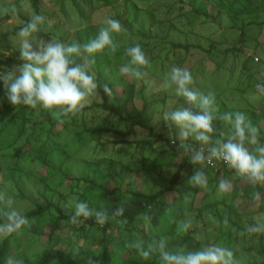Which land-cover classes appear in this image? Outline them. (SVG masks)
Masks as SVG:
<instances>
[{"label":"rangeland","instance_id":"374dc122","mask_svg":"<svg viewBox=\"0 0 264 264\" xmlns=\"http://www.w3.org/2000/svg\"><path fill=\"white\" fill-rule=\"evenodd\" d=\"M10 3H14L19 12L16 15H11V18L3 26H0V34L23 24L19 14L26 16L33 14L28 0H0V9ZM239 3L246 4L250 8H258L259 5L264 8V0H240ZM239 3H237V7L240 6ZM193 4L195 6L200 5L202 9H207L212 17L198 16L191 9ZM42 6L51 14V17L45 16V22L41 26V32L46 33V36L42 39L46 42H50L53 38L60 40L50 34L54 32L66 38L65 43L75 42L78 35L87 43L97 36L100 27L104 26L103 21L106 18L110 17L120 21L127 31L113 36L114 40L120 45L118 50L111 54L106 49L97 55V60L99 58L108 62L105 73L108 76V83L111 84L110 89L113 91V96L111 98L108 96L110 102L113 103L115 96L122 93L123 86L126 83L132 81L137 83L138 87L141 86L142 80L122 75L120 72L121 66L126 64L129 59L124 54L126 48L139 43L150 62V66L143 69L147 73L143 81L146 82L144 93L149 94L147 95L150 102L149 112L153 122L157 124L158 132L168 137L171 144H176L172 143L173 140L177 142L184 141L179 139V129L171 121L163 120V113L189 107L183 97L175 95L174 89L165 90L162 87L165 73L174 65L187 68L195 78L196 87L205 93L209 90L215 92L216 106L219 108L220 114L226 108L256 107L258 110L260 108L264 109V96H259L255 87L258 83H264V27L259 39L247 41L245 49L248 51L246 53H240L232 49L241 46L237 43L239 29L233 24L226 10L217 6L211 0H65L63 4L54 3L51 0H42ZM78 8L83 10V13H80L81 15ZM181 8H184V14L179 17L182 11ZM259 11L261 13L260 19H264V9ZM85 13H87V16H84ZM248 19L251 18H245V20ZM250 33L252 35L257 34L258 30L255 28ZM213 42L214 46L210 47ZM172 43L190 44L192 47L189 51L185 49L175 51L172 49ZM14 44L19 46V39L14 41ZM0 51L5 56L9 54L4 43H0ZM89 59L93 58L90 57ZM95 65L96 62L91 65V70L94 73H96ZM0 67L3 68V65L0 64ZM11 70L13 69L5 67V70H0V74H6ZM97 92L101 100L99 88H97ZM159 92L166 94L164 100L162 99L163 94L153 96ZM155 97L158 99H155ZM8 103L10 102L7 99L3 80H0V109L4 110ZM137 104L139 106L141 104L140 95L137 96ZM119 105V102H114V106ZM192 110L199 112V109L196 108ZM213 123L218 124L219 119H215ZM0 124L1 127L4 125V131L7 130L10 135H8L9 143L15 135L17 125L3 123L1 118ZM95 126V123L90 124V128ZM58 129L62 130L61 126ZM80 129L72 126L68 130H63L61 135L55 136L53 142L50 141L48 145L50 147L54 145L57 151L48 154L44 152L45 145L42 143L45 136L38 142L34 140L38 135L37 133H40V130L37 129L32 137V144L35 147L43 148V154L41 157H37L36 151L32 150L29 156L27 155L24 160L20 161L19 166L21 169L23 168L22 170L15 169V165L10 160L9 154L12 147H7L8 143L6 147L0 146V191H6L8 195L13 197L15 201L13 207L22 215L35 207L36 203H45L46 200L59 204L70 214L73 212L72 198L75 196L82 201L80 190L84 184L83 182L77 186L69 182L64 183L56 189L48 184V179L52 177L58 179L56 177L58 176V169L68 156L64 151L66 145L70 143L74 149L80 147L77 139L72 140L74 133L80 131ZM225 129L229 130L226 127ZM30 132L31 129L28 130V133ZM146 136V132L138 129L137 135L128 136L127 139L138 140L144 139ZM95 138L84 143L81 151L70 156L67 160L69 169L66 165L64 166L67 167L65 169L66 173L75 177H95L104 185L108 184L110 187L118 185L126 191L142 189L144 192H154L160 189L166 179L170 178L183 158L182 155H177L174 157L171 166L153 171L135 172L127 167H129L131 157L137 158L138 155H133V146L127 144L118 148V152L122 150V155L118 161H115L114 165L108 168V161L96 163L98 154L103 157L107 153L102 148H98L96 144L99 140L109 142L118 137L106 134L99 140L97 136ZM88 139L89 136H86L84 141ZM111 150L112 146L110 145L108 152ZM43 158L50 167L43 164ZM192 166L194 165L192 164ZM195 166L200 167L199 165ZM214 175L213 171L211 176ZM191 190H193V187H191ZM183 192L185 195L188 194L186 191ZM204 192L200 190L193 199V191H189V194H191L190 201L185 203L184 200V208H189L191 201L194 200V211L188 212L193 219L192 230L188 233H180L177 231L176 225L173 232L168 234L166 232L169 230L170 224L168 222L163 223L160 227H152L148 230L147 235L151 238L149 241L159 240L163 237L168 241V250L178 251L182 248L185 254L195 253L211 244H220L232 249L240 264H254L264 260V236L256 235L253 238V234H248L245 230H237L229 221V226L225 228L224 219L221 218V216H231L232 220L237 221L245 228L246 225L254 224L255 218L264 215V211L254 212L258 202L250 203L248 200L240 199V197L235 199L234 203L239 208V214L231 212L229 206L220 202L205 207L203 209L204 216L201 213L202 218H200L195 214L200 213L198 210L202 207L204 201L207 203L214 200L213 198L222 197V194L218 196L216 193L210 198L203 199ZM3 207L4 205L0 204V208ZM183 219H185V216L180 220ZM32 222L31 228H23L22 234L15 238L14 246L20 244L22 246L21 249L18 247V250L13 251V255L17 259H22L23 256L34 258L31 255L45 248L48 241L47 233L51 228L48 215L36 221L32 220ZM233 229H236V231H233ZM58 232L60 241L58 246L63 247L67 245V239L70 238L75 246L98 249L104 238V232L101 228H82L65 222L61 223V229ZM240 232H244V235H240ZM196 233L199 234V239H195ZM107 234L113 235L109 245L113 254L112 264H123V258L129 251H132L133 258L124 264H148L152 260L154 264L162 263L159 258L155 260L157 254H153L148 260L139 257L134 248L128 247L132 242L125 235L123 229L111 227ZM231 235L232 237H229ZM140 239L142 240V235L135 241ZM124 244L127 248H124Z\"/></svg>","mask_w":264,"mask_h":264},{"label":"trees","instance_id":"16d2710c","mask_svg":"<svg viewBox=\"0 0 264 264\" xmlns=\"http://www.w3.org/2000/svg\"><path fill=\"white\" fill-rule=\"evenodd\" d=\"M64 1L65 0H51V2L61 4H63ZM211 1L222 9H225L232 19L233 24L239 29L237 43L241 46L237 48L234 47L232 49H235L240 53H246L248 51L245 49L247 41L251 39H259L260 35L262 34L264 19H260L261 13L259 10H263V6L259 5L258 8H250V6L246 4H240V0ZM28 2L30 4L32 13L40 14L44 17H51V14H49L42 6V0H28ZM237 3H239L240 6L237 7ZM181 9L182 11L180 12L179 17L180 15L184 14V8ZM191 9L197 13L198 16L204 15L206 17H212L211 13L207 11V9H202L200 5L195 6L193 4ZM78 11L79 14L83 13V10L79 8ZM11 15V13L6 15L0 14V26H3L9 20ZM19 16L22 18L23 24L0 34V43L5 44V49L9 53L7 56H5L4 53L0 51V64L3 65V68L0 67V70H5V67L15 69L25 63V61L21 59L20 47L16 46L14 41L19 39L17 33L19 32L20 28L26 22H28L30 16L22 14H19ZM84 16H87V13H85ZM245 18L251 19L245 20ZM255 28L258 30V33L252 35L250 31ZM50 34L60 39L62 42L67 40L63 36H59L54 32ZM37 36L38 38H42L46 36V33L39 32ZM84 41L85 40L80 35H78V39L75 42L84 44ZM258 44L260 45V43ZM213 46L214 42L211 43L210 47ZM191 47L192 45L190 44L183 45L180 43H172V49L175 51H180L182 49L189 51ZM97 55H99V53L94 57L96 62L95 76L101 94V101L97 100V98H94L90 105L87 106L81 114L74 117H64L62 118L63 122H61V120L56 119V116L53 114V112L43 109H31L30 107L24 105L14 106L11 103H8L4 110L0 109V118L2 119L3 123H12L17 125L15 135L8 143V138L10 135L7 130L4 131V125L1 127L0 124V146L2 145V147H6V144L8 143L7 147H12L9 157L11 158L10 160L13 162V165H15V169L19 170L23 169H21L19 166L20 161L24 160L27 155L29 156V153L32 150L36 151L37 157H41L43 154V148L35 147L32 144V137L37 129L40 130V133H37L38 135L34 140H36L35 142H38L42 140L43 136H45V139L42 141V143L45 145L44 152L48 154L57 151V148L54 145L51 147L48 145L50 141L53 142L55 136L61 135L63 130H68V128L72 126L76 129L81 128L80 131L74 133L72 138V140H78L80 147L74 149L71 147L70 143V146L66 145L64 151L68 156L67 159L63 161V165L58 169V176H56L58 179H54L55 177H52L48 179V184L52 186L53 189H56L64 183L69 182L77 186L83 182L84 184L81 186L82 188L80 190L82 201L87 202L90 208L97 210H100L101 208L106 209L109 215V220L104 226L96 224L94 218L84 221L80 226L82 228L97 227L103 230V243L98 249H89L83 246H75L73 240L70 238L67 239V245L63 247L58 246L60 242L58 231L61 229L62 222H65L66 224L70 223L69 217L72 213L68 214L64 208L52 201L46 200L45 203H36L35 207L23 215L27 216L30 221H36L41 217L48 215V218L51 221V228L47 233L48 241L45 244V248L32 254L31 256L34 258L23 256L21 260H23L24 264H87L88 257H92L95 261V264H112L113 254L109 245L113 235L107 234L111 227L123 229L130 242L135 241V239L142 235V240L145 242L144 244L147 245L151 239L147 235L150 228L160 227L163 223L168 222L170 224V228L166 233L171 234L177 225V222L184 217L185 210L188 212L194 211V200L191 201L192 203L189 208H184L185 194L183 191L188 192V194L189 191H193V199H195L194 197H196L198 192L202 190L205 191L203 199L210 198L218 192V184L221 179H227L232 182L231 191L222 194V197L220 198H213L214 200L210 202L208 201L207 203L206 201L202 200L204 202L201 205L202 207H200L198 210L200 213H196V216L198 215L200 218H202L201 213L204 216L203 209L205 207L218 204L220 202L229 206L231 212L233 211L238 213L239 208L234 203L235 199L240 197V199L248 200L250 203H255L256 201L253 200L254 191L260 192V200L258 201V206L254 212L264 211V188L257 186L254 189L247 182L241 180L240 178H235L234 171L228 168L212 169L209 166L204 165V170L208 177L207 188L200 189L192 186L190 183V178L194 175L196 169L199 168H197L195 165L192 166V163L190 162V153L180 149L179 144L181 142H177L175 140L176 144H171V140H169L168 137L158 132L157 124L153 122V118L149 112L150 102L147 99V95L149 94L144 93L146 82L144 83L142 80L140 87L137 86V83L132 81L126 83L123 86L122 93L118 96H115L113 103L110 102L108 95L103 90L105 84L111 88V84H109L107 81L108 76L105 73V68L108 65V62L100 60L99 58L97 60ZM121 78L124 79L122 76ZM160 94H163L162 99L164 100L166 98V94L164 92H159L153 96ZM138 95H140L141 98L140 106L137 104ZM155 99L158 98L155 97ZM114 102H119L120 105L114 106ZM235 111L243 112L248 117H250L252 123L260 129V142L264 144V119L262 120V118H264V109L260 108V110H258L256 107H250L244 110L226 108L224 112ZM224 112L222 111L221 114ZM94 123L96 126L90 128V124ZM59 126H61L62 130L58 129ZM213 127V142L215 139L220 138L221 132L225 133V137L223 139H226V133L231 131V126L221 120H219L218 124L213 123ZM225 127L229 130H226ZM29 129H31L30 133H28ZM138 129L146 132V138L138 140L127 139L128 136L137 135ZM106 134H111L113 137L117 136L118 138L109 142H101L99 139ZM86 136H89V139L84 141ZM96 136L99 140L96 144L98 148H102L103 151L107 152L103 157L98 154L96 163L108 161V168L114 165L115 161L120 159L122 150H119L118 152V148H121L123 145L127 144L133 146V155H138L137 158L133 156L131 157L130 164L128 165L129 167H127L129 170L131 169L135 172L153 171L162 167L171 166L173 164L174 157L177 155H182L183 158L170 178L166 179L160 189L154 192H144L142 189L126 191L118 185L112 187H110L108 184L104 185L95 177H75L66 173L65 169L69 166L67 165V160L70 158V156L75 152L81 151L83 148L82 145L90 140L96 139ZM19 141L21 142L17 144ZM184 143H189L191 145L199 144L194 140V138L191 137L187 141H184ZM110 145L112 146V150L108 152ZM155 145H159V147H155ZM42 162L43 164L50 167L45 158L42 159ZM65 165L67 167H64ZM101 169L103 168L101 167ZM222 169H224V171L221 175ZM213 171L215 175L212 177L211 175ZM191 187H193V190H191ZM119 206H123L125 208L124 215L113 218L112 213ZM221 218H227L231 225L237 230H245V228L238 224L237 221L232 220L231 216H221ZM125 219L127 220L126 224H120L116 222L118 220ZM2 222L3 220L0 219V223ZM256 235L260 234H253V238ZM17 236L18 235L13 234L12 236L0 241V264H5L6 257L13 255L14 250H18L19 248L21 249V244L14 246L15 238ZM260 236L263 237L264 235ZM229 237H232V235ZM76 247H79V255L73 257V249ZM124 248H127L125 244ZM132 258V251H129L123 258V264L128 260L131 261ZM157 258L159 257L156 256L155 260H157ZM150 263L154 264L153 260ZM254 264H264V260Z\"/></svg>","mask_w":264,"mask_h":264},{"label":"clouds","instance_id":"9594fccd","mask_svg":"<svg viewBox=\"0 0 264 264\" xmlns=\"http://www.w3.org/2000/svg\"><path fill=\"white\" fill-rule=\"evenodd\" d=\"M18 12L19 9L14 3L0 9V14L5 15H16ZM44 22V16L33 13L20 28L17 36L21 59L25 63L6 74H0V80H3L7 99L12 105L53 112L56 119L63 122L62 118L81 114L93 98H99L96 76L91 71L94 57L106 49L114 54L120 46L114 40V34L127 30L119 20L109 17L103 21L104 26L100 27L97 36L87 43L68 44L55 38L46 42L37 36ZM124 54L129 59L121 66V74L136 80H145L147 73L143 69L149 67L150 62L139 43L126 48ZM90 57L93 59H89ZM162 87L165 90L174 89L175 95L183 97L189 105L188 108L165 111L163 120L171 121L179 129L180 141H187L191 137L200 145L196 148L189 143L179 144L180 149L190 153V162L200 166L190 178L192 186L206 189L208 177L204 165L214 166V161H222L228 169L234 171L235 178L247 182L254 189L257 186L264 188V144L260 142V129L252 123L250 117L240 111L220 114L216 106L215 92L209 90L205 93L196 87L195 78L187 68L172 66L164 75ZM255 87L259 96H264V83H258ZM103 90L110 98L113 96L112 89L106 84ZM193 108L199 109V112H194ZM217 118L230 125L231 131L226 139H223L225 133L221 132L220 138L213 142V121ZM231 189L232 182L221 179L217 195L228 193ZM190 196L191 194L184 196L185 203L190 201ZM253 200H260L259 191L253 192ZM14 203L12 196L6 191H0V204L4 205L0 208V219L3 220L0 223V239H6L13 234L21 235L23 228L32 227L33 222L17 211L13 207ZM71 203L73 212L69 221L72 225L79 227L84 221L94 218L96 224L104 226L109 220L106 209L90 208L87 202L80 201L75 196ZM124 212L125 208L119 206L113 211L112 217H121ZM184 216L185 219L177 222V231L180 233H188L193 229V219L187 210ZM116 222L126 224L127 220ZM223 224L225 228L229 226L227 218ZM245 231L248 234L264 235V215L255 218L254 224L246 225ZM239 234L244 235V232ZM195 239H199L198 233L195 234ZM167 242L163 237L159 240L153 239L145 247L144 241L140 239L133 241L128 247L134 248L144 260L157 254L162 264H240L234 251L220 244H211L195 253L185 254L182 248L178 251L168 250ZM77 255L79 247L73 249V257ZM5 264L24 262L9 255ZM87 264H95L92 257H88Z\"/></svg>","mask_w":264,"mask_h":264},{"label":"built area","instance_id":"2783aa9c","mask_svg":"<svg viewBox=\"0 0 264 264\" xmlns=\"http://www.w3.org/2000/svg\"><path fill=\"white\" fill-rule=\"evenodd\" d=\"M172 143H175V142L172 141ZM192 146L193 147H196V148H199L200 145L199 144H192ZM205 147H207V146H205ZM213 164H214V166L207 165V164H205V165L209 166L210 168H214V169H217V168H227V166L222 161H220V162L214 161Z\"/></svg>","mask_w":264,"mask_h":264},{"label":"crops","instance_id":"0c3cea01","mask_svg":"<svg viewBox=\"0 0 264 264\" xmlns=\"http://www.w3.org/2000/svg\"><path fill=\"white\" fill-rule=\"evenodd\" d=\"M244 109H247V108H243V109H241V110H244ZM229 134H230V131L228 132ZM223 174V171H221V175Z\"/></svg>","mask_w":264,"mask_h":264}]
</instances>
